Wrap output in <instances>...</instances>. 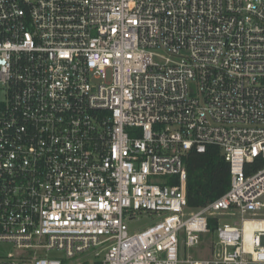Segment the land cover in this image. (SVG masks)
<instances>
[{
    "label": "built area",
    "instance_id": "2783aa9c",
    "mask_svg": "<svg viewBox=\"0 0 264 264\" xmlns=\"http://www.w3.org/2000/svg\"><path fill=\"white\" fill-rule=\"evenodd\" d=\"M204 234L214 256L182 260ZM2 243L0 264H264V0H0Z\"/></svg>",
    "mask_w": 264,
    "mask_h": 264
},
{
    "label": "rangeland",
    "instance_id": "374dc122",
    "mask_svg": "<svg viewBox=\"0 0 264 264\" xmlns=\"http://www.w3.org/2000/svg\"><path fill=\"white\" fill-rule=\"evenodd\" d=\"M215 190H216L215 193H218V191H221V187L216 188ZM216 218H218L219 225H224V224L232 225L236 220V218H229L224 215H216ZM156 220L157 217L155 215L142 213V214H137L135 218H133L132 220L128 219L127 224L130 232H136L146 228L147 226L154 223ZM214 249H215V244L212 240V236H209V234L202 235V239L199 241V243L197 245H192V246H187L185 243V237H181L180 258L182 260H185L187 258H191V259L212 258L215 254ZM17 251L18 248H16L12 244L9 243L0 244V252L4 255H14L16 254ZM53 254L59 255L60 253L54 252ZM88 257H89L88 253L84 255H79L73 259V262L75 264L77 262L78 264L85 263V260Z\"/></svg>",
    "mask_w": 264,
    "mask_h": 264
},
{
    "label": "trees",
    "instance_id": "16d2710c",
    "mask_svg": "<svg viewBox=\"0 0 264 264\" xmlns=\"http://www.w3.org/2000/svg\"><path fill=\"white\" fill-rule=\"evenodd\" d=\"M214 148H210L205 156V158H198L195 164L199 166L201 176L204 179L206 185H208L213 191H216V188L221 187V191H218L217 194L221 193L226 187V176H227V166L221 158L216 154V151H213ZM204 193V190H201ZM195 204L196 201H190V204ZM216 222H211V227L213 231V226Z\"/></svg>",
    "mask_w": 264,
    "mask_h": 264
},
{
    "label": "bare ground",
    "instance_id": "6f19581e",
    "mask_svg": "<svg viewBox=\"0 0 264 264\" xmlns=\"http://www.w3.org/2000/svg\"><path fill=\"white\" fill-rule=\"evenodd\" d=\"M217 230V224H215L214 226H213V232H215ZM246 230H247V234H249V232H250V228H249V226H248V224L246 225Z\"/></svg>",
    "mask_w": 264,
    "mask_h": 264
}]
</instances>
